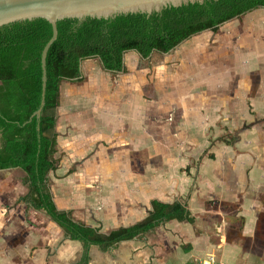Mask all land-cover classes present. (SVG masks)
Masks as SVG:
<instances>
[{"label": "crops", "instance_id": "crops-1", "mask_svg": "<svg viewBox=\"0 0 264 264\" xmlns=\"http://www.w3.org/2000/svg\"><path fill=\"white\" fill-rule=\"evenodd\" d=\"M255 37V45L245 40L249 56H236L241 71L227 83L204 75L215 69L209 63L195 62L200 75L191 77L180 68L170 104L141 100L125 61L123 73L99 62L122 81L104 80L100 93L78 108L61 106L60 93L57 167L48 174L57 208L103 232L143 219L152 199L178 200L194 217L163 222L108 251L90 246L87 264H190L210 254L224 264H264V31ZM93 59L82 61L83 77L84 63ZM222 84L223 97L213 93V100L210 90ZM197 85L204 88L192 91ZM165 112L172 121H162ZM253 117L259 122L250 123ZM240 120L250 126L236 141L211 137L219 122L230 129ZM14 174L20 178L10 184ZM23 177L19 168L0 170V264H77L81 242L64 236L43 209L31 207L45 216L36 223L25 202L13 203L17 189L18 196L28 191Z\"/></svg>", "mask_w": 264, "mask_h": 264}, {"label": "trees", "instance_id": "trees-1", "mask_svg": "<svg viewBox=\"0 0 264 264\" xmlns=\"http://www.w3.org/2000/svg\"><path fill=\"white\" fill-rule=\"evenodd\" d=\"M257 8H264V0H204L167 6L151 14L134 12L112 18L58 20L57 38L46 55L47 80L39 119L33 113L40 105L41 53L51 37V24L38 17L0 26V170L23 171L22 183L28 191L20 200L27 207L43 209L64 236L81 242L84 251L77 264H87L90 246L108 251L163 222L192 223L194 217L186 204L178 200L152 199L143 219L103 232L76 221L70 210L57 208L48 174L57 167L55 126L61 83L82 81L81 63L86 59L97 58L105 71L123 73L128 51L136 52L142 59L154 52L168 53L192 36L206 30L217 31L221 24Z\"/></svg>", "mask_w": 264, "mask_h": 264}, {"label": "rangeland", "instance_id": "rangeland-1", "mask_svg": "<svg viewBox=\"0 0 264 264\" xmlns=\"http://www.w3.org/2000/svg\"><path fill=\"white\" fill-rule=\"evenodd\" d=\"M263 31L264 8H257L239 18H234L221 24L217 31L206 30L192 36L167 54L153 53L148 59H142L136 52L128 51L124 55V61L129 65L130 72L134 75L138 83L139 94L142 96V98H140L141 100L156 105L170 104V101L173 100L170 91H176L175 87L171 88V86L175 84V78L179 79L176 74L179 73L180 68L186 69L188 77H191L190 73L193 75H200L197 74L199 70L195 68L200 64H196L195 62L202 61L203 63H207V66L209 64L215 66V69L209 70V72L204 75L214 74L223 77L225 80L220 81L227 83L229 75H237L241 71L240 68L237 67L238 63L234 65V62L238 60L236 56L239 55V53H241V58L249 56L244 47L245 40L253 39L252 45H255V36ZM222 49L223 51L221 53ZM196 51H198V53H196ZM260 52L264 54V46ZM257 55H254L256 57H253V59L258 58ZM260 60L262 59H259V61ZM229 66L230 70L228 69ZM231 67L234 68L231 69ZM255 72H259V69ZM83 73L84 81L82 80L75 83L63 82L61 84L63 94L62 92L60 93L64 96L61 106L65 107V105L67 106V104L72 102L71 104H73L75 108H78L80 105L84 104L85 100L88 101L92 95L100 93L99 87H101V82L104 80H107L108 83L112 82L113 86H115L117 80H119V82L122 81V75L109 74L102 71L98 59L85 62ZM127 74V77H129L130 75L128 72ZM183 77L185 78L187 76ZM239 82L240 80H237L238 85ZM223 87V84L215 86L213 90H210V97L213 96V93L215 96L223 97ZM203 88L204 86L197 85L195 88H192V91H199ZM176 97H178V94H176ZM72 98H75V100L73 99V101H71ZM212 99L214 100V97H212ZM175 108L179 110L177 105ZM163 114L162 121L170 122L173 120L172 116L167 112ZM220 116L222 115L218 117ZM253 119L254 120L250 123L256 124L259 122L258 117H253ZM248 122L249 121L242 122V120H240L236 123V128L230 129L219 122L216 127L210 128V132L214 134L211 137L218 135L223 139H235L236 141L241 133L250 126ZM19 178V175L14 174L13 177L10 178V184L18 182ZM17 192L18 189L13 195V198L15 197L13 203L19 204L20 198L24 195L18 196L16 194ZM33 197H35V194ZM27 212L31 220H34L36 223L45 219L42 211H34V209L30 207L27 209Z\"/></svg>", "mask_w": 264, "mask_h": 264}, {"label": "water", "instance_id": "water-1", "mask_svg": "<svg viewBox=\"0 0 264 264\" xmlns=\"http://www.w3.org/2000/svg\"><path fill=\"white\" fill-rule=\"evenodd\" d=\"M204 0H0V26L25 19L45 18L52 34L41 53L42 89L38 109L33 113L38 119L44 105L46 88V55L57 38V22L64 18L83 20L87 17L112 18L120 13L161 12L167 6L203 2Z\"/></svg>", "mask_w": 264, "mask_h": 264}, {"label": "built area", "instance_id": "built-area-1", "mask_svg": "<svg viewBox=\"0 0 264 264\" xmlns=\"http://www.w3.org/2000/svg\"><path fill=\"white\" fill-rule=\"evenodd\" d=\"M190 264H224L223 262L217 260V258L214 255H208L207 257H205L204 259L200 260V261H195L193 263Z\"/></svg>", "mask_w": 264, "mask_h": 264}]
</instances>
